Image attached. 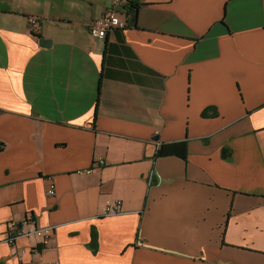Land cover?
Here are the masks:
<instances>
[{
	"label": "crops",
	"instance_id": "1",
	"mask_svg": "<svg viewBox=\"0 0 264 264\" xmlns=\"http://www.w3.org/2000/svg\"><path fill=\"white\" fill-rule=\"evenodd\" d=\"M112 3L0 0V264H264V0H139L97 39ZM30 218L49 248L2 242Z\"/></svg>",
	"mask_w": 264,
	"mask_h": 264
},
{
	"label": "built area",
	"instance_id": "2",
	"mask_svg": "<svg viewBox=\"0 0 264 264\" xmlns=\"http://www.w3.org/2000/svg\"><path fill=\"white\" fill-rule=\"evenodd\" d=\"M127 0H113L112 6L108 9L103 16L89 23L90 34L97 39H106L109 33L117 29H125L129 23L125 12ZM30 29L32 33L39 34L42 30V22L39 18H30ZM96 165H105L104 160H99ZM93 168L79 171L80 174H91ZM48 194L51 198L56 196L57 187L53 177H48ZM105 215H119L123 212L122 201L110 202L105 207ZM33 225V229L27 230L26 224ZM35 237L38 241V246L34 250L47 249L52 245L54 240L53 228L42 227L37 220L30 218L25 223H19L10 220L6 223V233L2 239L4 243L11 247H15L17 241L22 238L31 239ZM25 251L23 250L22 253Z\"/></svg>",
	"mask_w": 264,
	"mask_h": 264
},
{
	"label": "trees",
	"instance_id": "3",
	"mask_svg": "<svg viewBox=\"0 0 264 264\" xmlns=\"http://www.w3.org/2000/svg\"><path fill=\"white\" fill-rule=\"evenodd\" d=\"M141 4L139 0H128L125 6L126 16L128 18L129 26H134L138 20V11ZM204 115H208V110L204 112ZM3 145L0 144V151H2ZM177 156L183 160L187 159L188 146L186 142H178L173 144H162L157 151L156 157H168ZM91 248L96 251L98 249V234L93 231Z\"/></svg>",
	"mask_w": 264,
	"mask_h": 264
},
{
	"label": "water",
	"instance_id": "4",
	"mask_svg": "<svg viewBox=\"0 0 264 264\" xmlns=\"http://www.w3.org/2000/svg\"><path fill=\"white\" fill-rule=\"evenodd\" d=\"M40 45H41L42 47L49 48V47L52 46V41L47 40V39H42ZM156 140H158V137H156Z\"/></svg>",
	"mask_w": 264,
	"mask_h": 264
}]
</instances>
